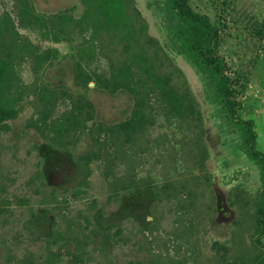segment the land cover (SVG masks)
<instances>
[{"label": "rangeland", "instance_id": "1", "mask_svg": "<svg viewBox=\"0 0 264 264\" xmlns=\"http://www.w3.org/2000/svg\"><path fill=\"white\" fill-rule=\"evenodd\" d=\"M169 2L0 0V264H264L236 121L264 152V0H188L217 29L235 116Z\"/></svg>", "mask_w": 264, "mask_h": 264}, {"label": "trees", "instance_id": "2", "mask_svg": "<svg viewBox=\"0 0 264 264\" xmlns=\"http://www.w3.org/2000/svg\"><path fill=\"white\" fill-rule=\"evenodd\" d=\"M169 9L173 12L174 17L179 22V30L176 33L175 37L180 45V52L185 54L189 59H191L197 66H199L206 75H208L216 85L217 93L222 97L224 106L228 112L235 116L236 109L239 107V101L237 100L238 92L234 87L233 80L226 73V64L224 60L216 54V48L218 45V33L217 29L209 22L208 18L204 14H199L193 11L188 5V0H170L168 3ZM100 28L105 29L107 25L98 24ZM114 26V24H113ZM94 29V28H93ZM136 62L141 63L140 67L137 69L141 72L150 71L148 66L144 63V56L141 53H135ZM123 68V67H120ZM114 70L113 74L123 75L126 68L119 69L117 72ZM139 79V78H138ZM3 76L0 75V87H5L6 84L3 81ZM154 86H157L155 80H152ZM120 85H123L120 83ZM160 93L161 90H159ZM166 92V91H165ZM164 92V93H165ZM167 93V92H166ZM165 93V94H166ZM168 94V93H167ZM0 95V118L11 115L10 108L3 106ZM170 105L172 109H178L181 105L180 101L173 100L170 101ZM137 104L135 103V107ZM137 114V112H136ZM138 117L135 116V113L130 115L126 122L120 124L122 129L124 130L122 134L129 141V128H133L136 126ZM236 121L247 124V155L254 160L259 167L260 174V182L262 185V191L260 194L259 201V218H260V228L259 234L254 239L255 244L264 247V244L261 242V237L263 234L264 227V152H260L255 149V133L252 130V120H240L236 118ZM124 127V128H123ZM112 137V136H111ZM126 140V141H127ZM87 164L83 163V183L85 181L86 176L88 175V171L86 168ZM91 202L89 205V209H92ZM92 218L95 221V225L97 227L99 223V215L98 213L94 214ZM147 224L149 221H146Z\"/></svg>", "mask_w": 264, "mask_h": 264}]
</instances>
